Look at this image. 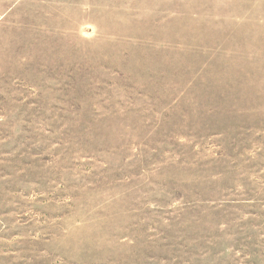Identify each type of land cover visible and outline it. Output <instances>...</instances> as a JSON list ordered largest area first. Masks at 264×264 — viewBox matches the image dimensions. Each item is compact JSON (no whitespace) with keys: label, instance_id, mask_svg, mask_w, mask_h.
<instances>
[{"label":"rangeland","instance_id":"rangeland-1","mask_svg":"<svg viewBox=\"0 0 264 264\" xmlns=\"http://www.w3.org/2000/svg\"><path fill=\"white\" fill-rule=\"evenodd\" d=\"M0 264H264V0H0Z\"/></svg>","mask_w":264,"mask_h":264}]
</instances>
